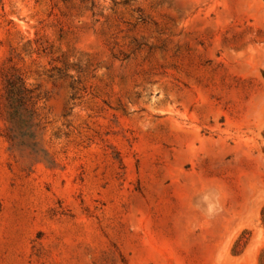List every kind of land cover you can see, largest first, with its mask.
I'll use <instances>...</instances> for the list:
<instances>
[{"label": "rangeland", "instance_id": "374dc122", "mask_svg": "<svg viewBox=\"0 0 264 264\" xmlns=\"http://www.w3.org/2000/svg\"><path fill=\"white\" fill-rule=\"evenodd\" d=\"M0 264L264 262V0H0Z\"/></svg>", "mask_w": 264, "mask_h": 264}, {"label": "trees", "instance_id": "16d2710c", "mask_svg": "<svg viewBox=\"0 0 264 264\" xmlns=\"http://www.w3.org/2000/svg\"><path fill=\"white\" fill-rule=\"evenodd\" d=\"M38 101L36 91L25 83L22 75L14 71L5 76L0 94V117L7 123L6 138L12 146L28 148L36 154L40 129Z\"/></svg>", "mask_w": 264, "mask_h": 264}]
</instances>
